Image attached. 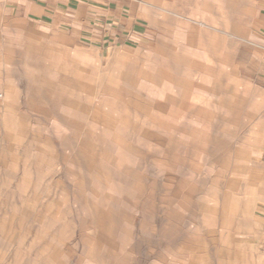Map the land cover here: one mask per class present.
I'll return each instance as SVG.
<instances>
[{
    "label": "rangeland",
    "instance_id": "374dc122",
    "mask_svg": "<svg viewBox=\"0 0 264 264\" xmlns=\"http://www.w3.org/2000/svg\"><path fill=\"white\" fill-rule=\"evenodd\" d=\"M200 1L126 41L0 0V264H264L258 88Z\"/></svg>",
    "mask_w": 264,
    "mask_h": 264
},
{
    "label": "crops",
    "instance_id": "0c3cea01",
    "mask_svg": "<svg viewBox=\"0 0 264 264\" xmlns=\"http://www.w3.org/2000/svg\"><path fill=\"white\" fill-rule=\"evenodd\" d=\"M23 0H12L17 6ZM215 8L211 11L227 13L222 17L227 19V37L235 35L237 50H246L248 60L237 64L235 73L244 82L248 79L253 88V109L256 113L251 123L245 126L238 125L237 129L252 132L254 155L264 159V0H212ZM34 6L46 10L60 12L68 25L89 27L94 37L104 39L142 38L148 32L150 24L158 20L159 25H166L169 16H179L182 0H33ZM184 5L200 7V0H187ZM7 3V1H4ZM172 7V8H171ZM185 8V7H184ZM204 9V11H210ZM217 12V13H218ZM249 14L252 19L249 23ZM216 18L219 15H215ZM236 17L237 21H233ZM62 19V18H61ZM230 22V27H229ZM235 23V24H234ZM230 30V31H229ZM247 35L254 40L258 39L251 51L244 47V37ZM227 41V40H226ZM228 44V42H227ZM246 64V65H245ZM244 70L251 71L250 78Z\"/></svg>",
    "mask_w": 264,
    "mask_h": 264
}]
</instances>
